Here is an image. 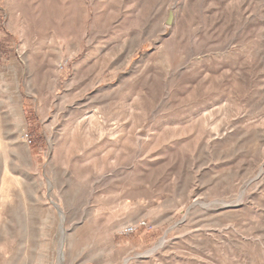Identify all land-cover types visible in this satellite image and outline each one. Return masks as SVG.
Listing matches in <instances>:
<instances>
[{
	"label": "rangeland",
	"instance_id": "374dc122",
	"mask_svg": "<svg viewBox=\"0 0 264 264\" xmlns=\"http://www.w3.org/2000/svg\"><path fill=\"white\" fill-rule=\"evenodd\" d=\"M0 264H264V0H0Z\"/></svg>",
	"mask_w": 264,
	"mask_h": 264
}]
</instances>
